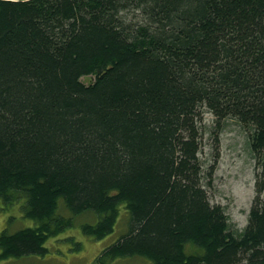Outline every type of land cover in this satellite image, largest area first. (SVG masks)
Returning <instances> with one entry per match:
<instances>
[{"label":"trees","instance_id":"trees-1","mask_svg":"<svg viewBox=\"0 0 264 264\" xmlns=\"http://www.w3.org/2000/svg\"><path fill=\"white\" fill-rule=\"evenodd\" d=\"M206 112L249 132L241 232L208 195ZM21 196L36 225L5 228L0 259L46 254L63 199L97 239L130 214L95 264H264V0H0V198Z\"/></svg>","mask_w":264,"mask_h":264},{"label":"rangeland","instance_id":"rangeland-1","mask_svg":"<svg viewBox=\"0 0 264 264\" xmlns=\"http://www.w3.org/2000/svg\"><path fill=\"white\" fill-rule=\"evenodd\" d=\"M82 81L88 84L90 79L84 77ZM216 124L213 115L206 112L203 118L200 159L204 163L205 173L214 166L207 191L211 202L225 209L231 229L241 232L248 223L255 197L257 163L246 127L233 119L222 121L219 127ZM215 128L218 130V137L215 135ZM25 204L24 196L18 197L11 205L0 198V233L5 228L14 233L36 225L34 221L24 217ZM57 214L72 219L73 224L48 239L45 244L48 250L46 254L0 259V264H95L102 252L115 244L130 227V214L124 204L119 207L114 231L101 239L85 235L83 232L84 225H94L98 222L99 216L94 211L73 215L64 200L60 199ZM190 250L196 251V248L189 244L186 251ZM111 264L153 262L142 256H131L118 258Z\"/></svg>","mask_w":264,"mask_h":264}]
</instances>
